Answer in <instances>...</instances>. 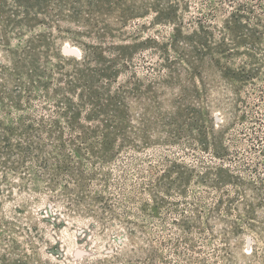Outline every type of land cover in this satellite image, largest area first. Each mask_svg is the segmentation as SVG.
Segmentation results:
<instances>
[{
	"label": "rangeland",
	"instance_id": "rangeland-1",
	"mask_svg": "<svg viewBox=\"0 0 264 264\" xmlns=\"http://www.w3.org/2000/svg\"><path fill=\"white\" fill-rule=\"evenodd\" d=\"M45 3L33 32L0 0V264H264V0ZM45 30L54 52L130 47L113 156L59 151L54 92L23 72Z\"/></svg>",
	"mask_w": 264,
	"mask_h": 264
},
{
	"label": "trees",
	"instance_id": "trees-1",
	"mask_svg": "<svg viewBox=\"0 0 264 264\" xmlns=\"http://www.w3.org/2000/svg\"><path fill=\"white\" fill-rule=\"evenodd\" d=\"M16 1L22 10L23 28L35 32L38 24L51 25L47 11L43 9L46 0ZM203 29L200 26L199 31ZM46 31L36 32L23 41V72L29 70L30 93L37 88L54 92L58 118L53 125L61 143L59 151H63L64 138L68 137L69 144L83 158L89 153L101 159L113 156L117 146L122 148L128 142L129 127H132L126 118L124 98L134 96L142 87L134 72L124 83H119L120 76L131 68L127 56L130 47L104 48L91 44L80 52L66 53L63 48L54 52L53 41ZM51 53L56 55L55 63ZM13 63L19 67L21 62L14 59ZM41 128L46 130V126ZM204 145L209 147L207 143ZM223 148L221 152H227ZM216 155L223 157L226 154L218 152ZM223 172L230 170L220 168L218 181L223 179Z\"/></svg>",
	"mask_w": 264,
	"mask_h": 264
}]
</instances>
